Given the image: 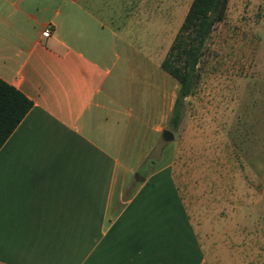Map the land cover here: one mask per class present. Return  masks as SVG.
<instances>
[{
  "label": "crops",
  "instance_id": "obj_1",
  "mask_svg": "<svg viewBox=\"0 0 264 264\" xmlns=\"http://www.w3.org/2000/svg\"><path fill=\"white\" fill-rule=\"evenodd\" d=\"M111 3L0 0V78L33 104L0 149V264H208L166 158L175 38L135 47Z\"/></svg>",
  "mask_w": 264,
  "mask_h": 264
},
{
  "label": "rangeland",
  "instance_id": "obj_2",
  "mask_svg": "<svg viewBox=\"0 0 264 264\" xmlns=\"http://www.w3.org/2000/svg\"><path fill=\"white\" fill-rule=\"evenodd\" d=\"M105 1L160 55L193 0ZM197 70L166 158L208 264H264V0H229Z\"/></svg>",
  "mask_w": 264,
  "mask_h": 264
},
{
  "label": "trees",
  "instance_id": "obj_3",
  "mask_svg": "<svg viewBox=\"0 0 264 264\" xmlns=\"http://www.w3.org/2000/svg\"><path fill=\"white\" fill-rule=\"evenodd\" d=\"M229 0H193L184 21L162 63V69L180 84L179 97L169 127L179 129L183 101L192 96L200 80L198 66L216 24L224 20ZM32 102L0 78V149L32 108Z\"/></svg>",
  "mask_w": 264,
  "mask_h": 264
},
{
  "label": "water",
  "instance_id": "obj_4",
  "mask_svg": "<svg viewBox=\"0 0 264 264\" xmlns=\"http://www.w3.org/2000/svg\"><path fill=\"white\" fill-rule=\"evenodd\" d=\"M164 136L166 137L167 141H172L174 139L173 133L168 130L164 132Z\"/></svg>",
  "mask_w": 264,
  "mask_h": 264
},
{
  "label": "built area",
  "instance_id": "obj_5",
  "mask_svg": "<svg viewBox=\"0 0 264 264\" xmlns=\"http://www.w3.org/2000/svg\"><path fill=\"white\" fill-rule=\"evenodd\" d=\"M51 31H52L51 27L48 26V27L44 30V34L48 35V34L51 33Z\"/></svg>",
  "mask_w": 264,
  "mask_h": 264
}]
</instances>
